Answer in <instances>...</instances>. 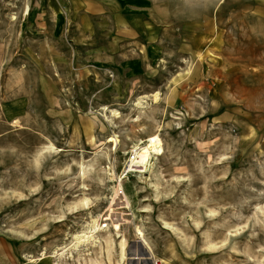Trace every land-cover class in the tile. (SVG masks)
<instances>
[{
	"label": "rangeland",
	"instance_id": "374dc122",
	"mask_svg": "<svg viewBox=\"0 0 264 264\" xmlns=\"http://www.w3.org/2000/svg\"><path fill=\"white\" fill-rule=\"evenodd\" d=\"M0 237L264 264V0H0Z\"/></svg>",
	"mask_w": 264,
	"mask_h": 264
},
{
	"label": "crops",
	"instance_id": "0c3cea01",
	"mask_svg": "<svg viewBox=\"0 0 264 264\" xmlns=\"http://www.w3.org/2000/svg\"><path fill=\"white\" fill-rule=\"evenodd\" d=\"M13 245L0 237V264H23Z\"/></svg>",
	"mask_w": 264,
	"mask_h": 264
},
{
	"label": "bare ground",
	"instance_id": "6f19581e",
	"mask_svg": "<svg viewBox=\"0 0 264 264\" xmlns=\"http://www.w3.org/2000/svg\"><path fill=\"white\" fill-rule=\"evenodd\" d=\"M154 100L155 101H158L159 100V95H155L154 96ZM143 102L141 101V102H139L138 103V105L140 106L141 104H142ZM142 106V105H141ZM85 208H87L88 206H89V202H84L83 204H82ZM93 223V222H92ZM97 223H93L92 225H90V227H89V230L91 231V232H97V230H98V227H97V225H96ZM139 233V236H142V233L139 231L138 232ZM77 238H79V237H77ZM83 239H86V237H80L79 239H75V240H78V244H80V242L83 240ZM110 245H111V243H109V247H110ZM120 248H121V256L119 257V261H118V264H125V260H126V244L124 243V242H121V245H120ZM211 249L212 248H215V247H210ZM151 259V258H150ZM152 259H153V256H152ZM151 259V260H152ZM136 260H138V259H136Z\"/></svg>",
	"mask_w": 264,
	"mask_h": 264
},
{
	"label": "built area",
	"instance_id": "2783aa9c",
	"mask_svg": "<svg viewBox=\"0 0 264 264\" xmlns=\"http://www.w3.org/2000/svg\"><path fill=\"white\" fill-rule=\"evenodd\" d=\"M145 261H149V262H141L140 264H163V262H161L160 260H145Z\"/></svg>",
	"mask_w": 264,
	"mask_h": 264
},
{
	"label": "clouds",
	"instance_id": "9594fccd",
	"mask_svg": "<svg viewBox=\"0 0 264 264\" xmlns=\"http://www.w3.org/2000/svg\"><path fill=\"white\" fill-rule=\"evenodd\" d=\"M207 7L211 6L212 0H204Z\"/></svg>",
	"mask_w": 264,
	"mask_h": 264
}]
</instances>
